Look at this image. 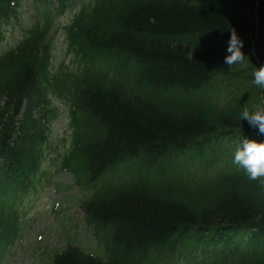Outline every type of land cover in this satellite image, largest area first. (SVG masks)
<instances>
[{"label":"trees","instance_id":"obj_1","mask_svg":"<svg viewBox=\"0 0 264 264\" xmlns=\"http://www.w3.org/2000/svg\"><path fill=\"white\" fill-rule=\"evenodd\" d=\"M74 21L80 61L95 70L97 58L115 60L124 78L63 75L75 127L64 168L89 184L81 209L105 258L69 247L53 264H164L176 254L179 264H264V177L232 163L242 138L264 140L241 117L264 109V88L251 83L264 65V0H88ZM232 29L249 61L227 66ZM34 67L27 54L4 91L0 158L10 180L36 167L37 122L27 112L12 129L22 98L36 105ZM46 79L41 86L64 95L58 78ZM128 165L136 175L115 183ZM109 171L110 183H95Z\"/></svg>","mask_w":264,"mask_h":264},{"label":"rangeland","instance_id":"obj_2","mask_svg":"<svg viewBox=\"0 0 264 264\" xmlns=\"http://www.w3.org/2000/svg\"><path fill=\"white\" fill-rule=\"evenodd\" d=\"M25 4L26 0H22L20 15H22ZM73 11H67L52 21L50 39L54 34H58L59 29L67 23ZM16 36L14 32L13 40ZM64 55L65 50L59 35L52 45L54 64L58 65L63 61L64 65L71 67L72 58H67ZM107 63L113 71L118 72L122 69L116 62L108 61ZM129 70L128 68L127 71ZM66 117V108L60 104L57 116L50 124L49 134L56 166L59 163V160L57 161L58 154H61L69 144L70 132ZM136 169L135 165L125 166L118 172L119 178L125 180L129 175H136ZM45 170L50 174L47 176L49 180L44 186L35 190L30 200H24L19 206L27 219V228H23L26 223L19 222L20 238L11 247L7 248L3 242H0V264H52V256L61 252L68 244L77 246L89 254H101V249L97 246L91 229L84 224L83 215L79 209L81 201L89 196L88 190H81L80 187L73 186V177L68 173L58 172L55 164L50 168L45 167ZM149 174L156 177L164 176L157 169L150 170ZM15 195L16 193L10 195L6 200L5 212L7 214L17 210L12 200ZM184 255L190 262L196 258L188 253ZM179 261L181 260L174 256L166 260L165 264H177Z\"/></svg>","mask_w":264,"mask_h":264},{"label":"clouds","instance_id":"obj_3","mask_svg":"<svg viewBox=\"0 0 264 264\" xmlns=\"http://www.w3.org/2000/svg\"><path fill=\"white\" fill-rule=\"evenodd\" d=\"M151 22H154V20ZM229 32L223 62L227 66L244 64L249 61L247 55L242 51L244 40L234 29ZM251 83L264 88V65L259 68L255 67L252 72ZM241 117L250 127L255 128L259 134L264 135V109H257L250 113L245 108L241 113ZM232 163L238 169L243 170L244 174L251 180L264 177V140L257 141L242 138L232 154Z\"/></svg>","mask_w":264,"mask_h":264}]
</instances>
